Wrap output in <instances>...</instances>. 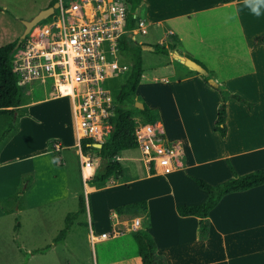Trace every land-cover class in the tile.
I'll return each mask as SVG.
<instances>
[{
	"label": "crops",
	"instance_id": "obj_1",
	"mask_svg": "<svg viewBox=\"0 0 264 264\" xmlns=\"http://www.w3.org/2000/svg\"><path fill=\"white\" fill-rule=\"evenodd\" d=\"M53 1L55 0H49L46 5L32 6L24 20H30L41 10L48 8ZM62 1L65 4L67 2ZM224 1L142 0L134 15L136 20L134 32L139 24H143L146 33L147 28L151 27L158 34L157 38L153 34L149 37L150 41L139 42L140 44L147 46L163 44L167 36L175 35L177 37L175 51L178 54L199 64L206 71V76H211L215 83L225 86L232 93L250 96L255 103L252 112L249 113L244 106L228 101L227 134L220 140L213 131L214 105L219 101L214 99L213 105L210 95L216 92L204 84L206 80L204 76L177 62L170 54H158L161 57V69L166 73L159 79L161 84L149 85L150 82L156 81L155 76L149 74L150 77H146L149 88L145 89L144 84H141V78L137 97L154 110H159L155 125L165 141L177 147L182 166L178 170L162 174L149 167L141 159V154L137 158L121 157L123 153L132 150L120 153L116 160L121 165L126 159L142 163L147 172L146 178L167 177L180 171L186 172L182 173V178L191 189L190 194L185 196L186 199L173 200L166 206L164 202H159L163 194L145 196L150 222L147 231L155 243L156 254L162 257L166 264H264V185L224 196L208 215L209 234L206 240L198 239V218L181 217L176 212L178 205H199L207 198V193L200 190L192 178L202 179L213 186L232 178L227 160L237 175L264 169V46L251 45L254 37L264 34V0ZM56 3H59V0ZM254 8L256 11H253ZM32 83L22 89L24 96L26 90L27 97L23 96L21 108L42 101L41 99L33 101L32 98L44 97L48 92H45L46 87L39 85L41 82L38 84L34 82L33 85ZM36 85L41 86L43 91L37 92ZM31 86L35 87L33 94L29 90ZM217 96L219 97L218 94ZM183 114L188 116L185 117ZM136 116L133 115V118ZM204 118L208 121V128L202 132L196 128L198 134L194 135V124L197 126ZM136 119V122L133 120L134 128L144 123L140 118ZM177 119L180 122L188 120L191 131L180 127ZM16 131L17 126L13 133ZM76 143L74 146L77 148ZM57 144L60 146V143ZM39 152L48 154L49 151ZM53 162L57 163L55 159ZM0 166L3 167L5 164L0 163ZM122 167L124 168L123 165ZM96 168L94 165L91 168L92 173L85 179L80 169L81 177L85 181V192H94L109 183L107 180L102 187L86 185V181L94 175ZM88 171L87 169L86 174ZM183 179L180 180L185 182ZM112 180L115 179H110V182ZM22 183V178H17L11 194H18ZM194 186L199 189L196 192L197 201H194ZM145 197L140 201H145L143 200ZM78 200L79 198L77 202ZM116 207L119 206L113 207L111 211L112 219L119 216L115 212ZM77 211L78 209L69 213ZM117 222L118 219L111 227L117 225ZM109 230L110 228L96 232L89 223L87 233L83 237L93 247L97 243L93 244L90 241L91 235ZM103 242L107 240L98 243ZM47 246L51 248V245Z\"/></svg>",
	"mask_w": 264,
	"mask_h": 264
},
{
	"label": "rangeland",
	"instance_id": "obj_2",
	"mask_svg": "<svg viewBox=\"0 0 264 264\" xmlns=\"http://www.w3.org/2000/svg\"><path fill=\"white\" fill-rule=\"evenodd\" d=\"M48 1L0 0V47L11 43L23 33L22 21L32 6L46 5ZM247 22L246 19L245 23ZM33 32L31 30L26 36L27 43L37 38V32L34 35ZM131 34L137 43L150 41L149 37L153 34L155 38L158 37L151 27L147 28L145 35L138 34L137 31ZM160 58L153 52L142 51L144 77L141 84H144L145 89H148L149 85L161 84L159 79L166 74L161 69ZM149 74L154 75L156 81L148 85L146 77H150ZM126 78L127 76L119 77L117 86L122 85ZM39 85L46 87L45 92H48L44 97L32 98L33 101H42L15 112V134L8 133L3 139L2 135L6 133L5 130L11 122L3 116L0 121V163L5 164L0 166V264H141L132 237L138 229L132 228V219L139 218L142 227V217L118 216L117 228L122 235L108 239L107 242L97 243L93 247L83 237L87 233L89 223L96 232L111 229L112 224L117 221L111 217L113 207L140 201L146 195L163 194L159 202H164L166 206L173 200L186 199L185 196L191 192L182 178V173L186 172L180 171L167 177L146 178L147 172L142 163L126 159L122 161L124 174L121 178L112 182L109 179L105 187L91 193L85 192V181L80 174V160L74 146L76 139L70 101L68 98L49 99L54 96L51 84L46 82ZM39 85H36L37 92L42 90ZM32 87L29 90L33 94L35 87ZM25 91L24 98L27 97ZM210 97L213 105L214 99L219 101L214 105L216 115L220 98L214 92ZM242 97L249 102L253 101L250 96ZM133 109L138 108L134 105ZM137 117L142 120L141 116ZM176 122L188 132L191 131L188 120L180 122L177 119ZM196 128L199 132L206 130V118L197 123V126L194 124V135L198 134ZM57 143H60V148L54 151L53 144ZM98 149L93 148L91 152L93 164L96 166L100 164ZM40 150L49 152L40 154ZM139 156L138 150L121 155L124 158ZM53 159L57 163L54 164ZM88 170L86 176L92 173L91 169ZM17 178H22L23 183L18 194L13 195L11 192ZM127 180L132 181L126 182ZM197 191L199 189L194 186V201L198 200ZM77 198H83L85 213L74 221L65 240L55 245L53 240L63 229L65 216L78 209ZM143 200L147 201L146 197ZM47 245H51L48 251L31 254L36 250H44Z\"/></svg>",
	"mask_w": 264,
	"mask_h": 264
},
{
	"label": "built area",
	"instance_id": "obj_3",
	"mask_svg": "<svg viewBox=\"0 0 264 264\" xmlns=\"http://www.w3.org/2000/svg\"><path fill=\"white\" fill-rule=\"evenodd\" d=\"M56 10L33 28L37 38L20 44L11 64L21 89L33 81L49 82L55 98L69 99L85 179L84 169L94 167L93 148L105 142L112 128L121 88L118 78L131 70V63L119 50L128 33L126 6L123 0H72L66 4L59 0ZM136 31L145 35L146 27L139 24ZM134 134L141 159L149 167L168 174L182 166L177 147L165 141L155 124L142 123ZM85 141L86 152L82 148ZM53 148L58 151L60 146L53 144ZM132 228H140L139 218L133 219ZM121 235L114 225L108 232L92 234L90 241L95 244Z\"/></svg>",
	"mask_w": 264,
	"mask_h": 264
},
{
	"label": "trees",
	"instance_id": "obj_4",
	"mask_svg": "<svg viewBox=\"0 0 264 264\" xmlns=\"http://www.w3.org/2000/svg\"><path fill=\"white\" fill-rule=\"evenodd\" d=\"M64 1L69 2L70 0ZM123 1L126 6L125 25L128 33L123 36L119 45V50L121 55L131 63V70L127 75L125 82L121 85L117 97L115 116L111 120L112 128L105 142L98 149L100 164L97 166L94 175L86 181V185L89 187H102L107 180H118L123 176L124 168L120 162L116 160V157L124 151L137 148L134 134V122H136L137 119L136 117L133 118V115L141 116L143 122L146 124H155L158 121L157 111L137 97L138 87L143 74L141 53L142 48L147 45L137 43L130 37V35L136 24L134 16L135 11L142 0ZM228 1L231 0H225L224 2ZM56 2L57 0L51 2L49 7L53 6ZM26 41L27 38H25L20 44H25ZM176 41L177 37L175 35L167 36L165 43L151 46L152 52L155 54L169 55L170 52L175 51ZM17 42L18 39L0 47V120H2L3 116L8 118V120H10L9 122H11L8 129L5 130L6 133L2 135V138H5L8 133L15 131L16 126L13 125V123L16 118L14 114L21 108L24 96L19 85L20 77L13 71V66L11 64L13 55L16 51L15 46ZM251 45L253 47L264 46V34L254 37L251 41ZM205 79L204 84L215 91L220 98V104L215 115L213 131L220 140H223L227 134L226 117L228 101H234L237 104L244 106L249 113L252 112L255 103L249 102L241 95L230 92L225 86L215 83L211 80V76L209 75L205 76ZM136 102L143 104L142 110L133 109ZM135 126H137V124ZM86 144L87 141L82 143V148L85 152L88 149ZM227 164L232 173V178L221 184L213 186L202 179L192 178L195 185L200 190L207 193V198L202 204L193 206H176V212L179 216H191L199 219V240L207 239L209 234L208 215L224 196L231 193L244 192L264 185V169L256 170L244 175H237L229 160H227ZM84 211V200L83 198H79L78 211L76 213H69L66 216L64 227L53 240L54 244H59L64 240L71 229L73 221L80 214L84 213ZM115 212L121 217L133 216L142 217L144 219L142 227L136 230L132 235L136 244L140 263L166 264L165 260L156 254L155 243L147 231L150 225L147 202L138 201L122 205L116 207ZM49 248L50 246H46L44 250H40V252L36 251L35 253H42Z\"/></svg>",
	"mask_w": 264,
	"mask_h": 264
},
{
	"label": "water",
	"instance_id": "obj_5",
	"mask_svg": "<svg viewBox=\"0 0 264 264\" xmlns=\"http://www.w3.org/2000/svg\"><path fill=\"white\" fill-rule=\"evenodd\" d=\"M58 9V3H55L53 6H50L44 10H41L38 14H36L33 18L30 20H23V26H24V31L22 35L19 37L18 42L15 46V49L18 48L20 43L26 38L28 34H30L31 30L35 28L38 24H40L42 21L47 20L50 16H52L55 13V10ZM132 38V35H130ZM142 50H152L151 46H146L143 47ZM171 57L176 60L177 62L183 64L187 68H189L192 71H195L199 73L202 76H206V71L197 63L194 61L190 60L187 57H184L180 54H178L176 51L170 52ZM135 106L139 109H143V104L140 102H136Z\"/></svg>",
	"mask_w": 264,
	"mask_h": 264
},
{
	"label": "bare ground",
	"instance_id": "obj_6",
	"mask_svg": "<svg viewBox=\"0 0 264 264\" xmlns=\"http://www.w3.org/2000/svg\"><path fill=\"white\" fill-rule=\"evenodd\" d=\"M86 9L88 10L89 7L87 6ZM87 169H91V168H86V169H84V177H85V178H86V170H87Z\"/></svg>",
	"mask_w": 264,
	"mask_h": 264
},
{
	"label": "clouds",
	"instance_id": "obj_7",
	"mask_svg": "<svg viewBox=\"0 0 264 264\" xmlns=\"http://www.w3.org/2000/svg\"><path fill=\"white\" fill-rule=\"evenodd\" d=\"M253 11H256V9L254 8Z\"/></svg>",
	"mask_w": 264,
	"mask_h": 264
}]
</instances>
